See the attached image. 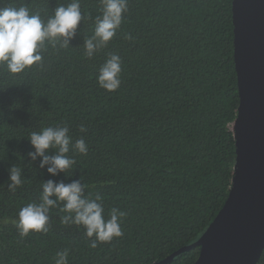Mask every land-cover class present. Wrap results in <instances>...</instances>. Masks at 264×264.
<instances>
[{
    "label": "trees",
    "instance_id": "1",
    "mask_svg": "<svg viewBox=\"0 0 264 264\" xmlns=\"http://www.w3.org/2000/svg\"><path fill=\"white\" fill-rule=\"evenodd\" d=\"M69 2L0 0V7L26 5L46 16ZM80 4L93 20L81 21L68 48L50 47L43 67L20 74L0 68V264H55L65 249L69 264H156L199 238L232 187L240 104L233 0H128L117 35L91 59L83 44L101 4ZM111 53L122 60L116 91L96 79ZM55 124H67L89 149L69 153L77 161L70 175L54 176L28 155L29 133ZM14 165L24 183L10 192ZM49 179L86 183V194L103 197L106 216L113 207L126 212L123 236L91 248L83 228L62 225L54 209L47 234L21 238L19 208ZM199 254L192 247L165 264H194Z\"/></svg>",
    "mask_w": 264,
    "mask_h": 264
},
{
    "label": "clouds",
    "instance_id": "2",
    "mask_svg": "<svg viewBox=\"0 0 264 264\" xmlns=\"http://www.w3.org/2000/svg\"><path fill=\"white\" fill-rule=\"evenodd\" d=\"M100 4L101 14L94 18L93 33L83 44L84 55L89 59L108 47L128 11V0H100ZM88 20L93 17L81 11L80 0L60 3L51 15L46 16L39 11L33 12L26 5L8 3L0 7V68L15 75L34 65L43 67L44 53L50 47L55 51L68 48L81 21ZM125 38L132 39L130 34ZM121 74V57L111 53L99 67L97 83L102 89L116 91L121 84ZM79 130L85 133L87 128L81 124ZM27 138L35 149L28 155L33 161L41 157L40 167L47 166V171L54 176L60 172L69 174L74 168L76 155L69 154L73 149L81 155H87L89 150L83 137L73 139L67 124L42 127L30 132ZM48 150H55V154H47ZM9 179L8 189L15 192L24 183L21 169L15 165L11 167ZM40 188L39 198L21 206L14 220L21 238L30 232L47 234L54 209H58L62 225L83 228L91 248L123 236L121 223L127 213L113 207L106 216L103 197L98 193L94 198L86 194V183L82 184L80 180L57 183L49 179L42 182ZM68 256L69 249L57 252L55 264H69Z\"/></svg>",
    "mask_w": 264,
    "mask_h": 264
},
{
    "label": "water",
    "instance_id": "3",
    "mask_svg": "<svg viewBox=\"0 0 264 264\" xmlns=\"http://www.w3.org/2000/svg\"><path fill=\"white\" fill-rule=\"evenodd\" d=\"M232 10L240 95L232 187L199 238L156 264L196 246L194 264H257L264 250V0H233Z\"/></svg>",
    "mask_w": 264,
    "mask_h": 264
}]
</instances>
